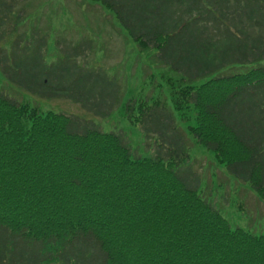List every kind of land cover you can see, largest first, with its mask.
Returning <instances> with one entry per match:
<instances>
[{"label": "trees", "instance_id": "trees-1", "mask_svg": "<svg viewBox=\"0 0 264 264\" xmlns=\"http://www.w3.org/2000/svg\"><path fill=\"white\" fill-rule=\"evenodd\" d=\"M18 1L0 0V42L27 16L12 23ZM89 1L178 75L164 99L123 104L156 150L133 156L122 133L0 88V264H264V235L232 228L188 164L205 147L264 202V0ZM39 31L0 49L7 80L96 116L122 105L116 78L78 62L91 43L58 41L48 64Z\"/></svg>", "mask_w": 264, "mask_h": 264}, {"label": "rangeland", "instance_id": "rangeland-1", "mask_svg": "<svg viewBox=\"0 0 264 264\" xmlns=\"http://www.w3.org/2000/svg\"><path fill=\"white\" fill-rule=\"evenodd\" d=\"M27 16L24 21L5 26L9 35L0 42V49L8 51L11 36H19L20 48L31 44L33 30L47 41L43 52L48 64L64 57L58 41L71 46L85 41L91 43L92 50L78 59L80 64L90 68L99 67L111 78H116L121 90L122 105H118L109 117L96 116L80 104L68 98H41L15 83L7 80L0 69V88L16 99L41 107L43 111L54 110L83 120L93 121L106 132L122 133L130 145L133 156H152L157 139L148 137L140 125L133 124L124 113L123 104L132 98L152 96L165 98L163 87H158L162 77L177 79L178 75L160 63L157 52L142 55L134 42L123 34L114 22V17L106 9L89 0H27L18 1L14 8L12 23L17 19L21 8ZM22 18V19H23ZM12 38V37H11ZM44 51V50H43ZM142 55V56H141ZM23 74V73H22ZM183 127L187 124L183 123ZM190 168L199 175V190L229 221L232 228H243L256 235H264V203L244 182L234 177L224 163H220L214 152L205 147L192 145Z\"/></svg>", "mask_w": 264, "mask_h": 264}]
</instances>
